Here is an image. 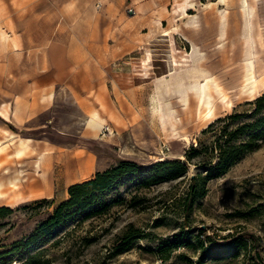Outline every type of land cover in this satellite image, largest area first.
<instances>
[{"label": "rangeland", "instance_id": "1", "mask_svg": "<svg viewBox=\"0 0 264 264\" xmlns=\"http://www.w3.org/2000/svg\"><path fill=\"white\" fill-rule=\"evenodd\" d=\"M242 6L241 0H0V66L7 65L0 67V106L22 99L27 110L21 131L12 127L13 140L0 132V207L10 209L0 217V253L15 249L0 264H198L199 250L187 243L201 232L247 243L236 257L204 264H253L256 255L264 261V143L205 181V194L188 209L185 201L190 178L214 162L210 148L225 123L203 130L248 113L247 103L264 94V0H248L249 24ZM246 34L257 53L249 83ZM200 58L211 110L203 94L188 108L177 92L165 97L179 120L172 135L158 121V81L188 72ZM93 113L99 126L89 124ZM206 147L187 160L191 149ZM166 160L186 162L187 174L148 187L141 185L147 171L124 176L101 197L106 210L73 214L25 245L68 199L71 185L120 161L147 169Z\"/></svg>", "mask_w": 264, "mask_h": 264}, {"label": "trees", "instance_id": "2", "mask_svg": "<svg viewBox=\"0 0 264 264\" xmlns=\"http://www.w3.org/2000/svg\"><path fill=\"white\" fill-rule=\"evenodd\" d=\"M247 104L251 106L248 113L229 115L223 120L216 119L203 130L205 133L213 128L214 124L225 123L221 129H218V137L213 147L210 148V152L216 153L214 162L202 163L204 175H194L190 178L185 196L187 209L193 201L205 194V181L225 174L243 154L256 149L260 143H264V94ZM232 123L234 126L230 127ZM207 151V147L202 150L191 149L186 153L187 160ZM187 169L186 162L178 160L158 162L147 169L133 161H120L109 169L98 171L91 179L73 184L68 188V199L61 202L53 214L40 224L38 229L26 239L25 245L34 244L48 231L64 224L73 214L85 213L86 216H91L106 210V207H99L101 197L111 191L124 176L140 175L147 171L148 175L142 179L141 185L148 187L183 177L187 174ZM9 212L8 207H0V217ZM202 235V232L196 235L194 245L191 242L187 243V246H196L199 250L198 264H204L207 260L218 261L229 256L236 257L240 251L247 249L246 241L240 239L224 237L219 242L209 235L205 237ZM13 250L15 249L0 253V257ZM253 264H264V261L256 255Z\"/></svg>", "mask_w": 264, "mask_h": 264}, {"label": "bare ground", "instance_id": "3", "mask_svg": "<svg viewBox=\"0 0 264 264\" xmlns=\"http://www.w3.org/2000/svg\"><path fill=\"white\" fill-rule=\"evenodd\" d=\"M242 1V7H243V14L246 23H250L249 21V8H248V0H241ZM216 3L223 4L225 3V0H216ZM188 3H185L183 5L187 6ZM186 14V13H185ZM184 14V15H185ZM220 20H223V23L227 21V15L223 14L220 16ZM2 36V34H0ZM3 39V38H2ZM245 49L244 54L246 58V66H247V72L245 76V80L249 83L251 82V71L254 68V63H256L257 59V53L253 52L252 50V41L251 36L246 34L245 37ZM199 55V53H198ZM258 70V69H257ZM166 76V75H165ZM208 71L204 68L202 65V59H197L192 67L191 70H189L186 73H172L170 75V79L168 80L166 77H162L159 79V86L156 88V98L158 103V121L160 122V125L163 129H171L172 135L178 134L176 131V125L179 121L175 110L173 109L170 102H168L165 97H169L173 92L179 93V103H181L185 108H188L190 105V100L193 99V97H197L200 100L201 95L204 97L206 103V112H210L211 106H212V91L208 93V90L206 92V88L208 89L207 83L205 85H202V81L208 82ZM215 91L219 93L218 88H215ZM89 124L93 125H100L101 122L99 121V117L97 113H93L91 116V119L89 121ZM184 140H187V137L184 138ZM33 182V181H32ZM31 182V183H32ZM37 183V182H34ZM34 187V186H33ZM35 188V187H34ZM3 193V192H2ZM0 192V197H1ZM13 264V263H10ZM15 264V262H14Z\"/></svg>", "mask_w": 264, "mask_h": 264}, {"label": "crops", "instance_id": "4", "mask_svg": "<svg viewBox=\"0 0 264 264\" xmlns=\"http://www.w3.org/2000/svg\"><path fill=\"white\" fill-rule=\"evenodd\" d=\"M6 68L7 65L0 66ZM20 96H17L19 98ZM27 122V110L22 103V99L19 102L14 101L10 104L4 103L0 106V132L5 135L7 141L13 140L16 135L12 134V127L21 131V126ZM0 145V150H1Z\"/></svg>", "mask_w": 264, "mask_h": 264}]
</instances>
